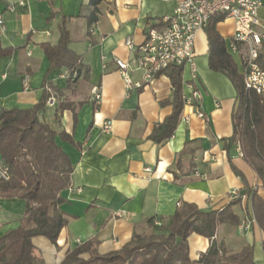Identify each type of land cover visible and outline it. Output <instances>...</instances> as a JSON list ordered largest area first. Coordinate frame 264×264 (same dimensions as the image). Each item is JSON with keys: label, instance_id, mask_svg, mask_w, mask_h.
I'll list each match as a JSON object with an SVG mask.
<instances>
[{"label": "crops", "instance_id": "1", "mask_svg": "<svg viewBox=\"0 0 264 264\" xmlns=\"http://www.w3.org/2000/svg\"><path fill=\"white\" fill-rule=\"evenodd\" d=\"M180 1L103 0L97 6V20L89 25L88 17L94 11L89 0H0L4 25V30L0 27V49H13L10 55L0 56V111L32 108L46 81L66 92L76 112V118L72 110L55 116L60 100L52 97L40 115L73 167L70 186L59 194L63 203L58 210L67 225L55 244L45 237L32 239L44 264H60L67 252L87 241H96L101 255L119 251L134 234L152 232L154 221L168 225L183 202L201 211L222 209L229 203L231 190L245 191L233 167L264 197L257 175L237 153V146L228 153L224 149L233 134L236 90L225 75L209 69L204 31L195 37V77L188 65L182 67L181 94H189L193 80L201 93L205 119L183 106L173 136L160 145L150 135L172 111L169 104H161L172 98L168 76L164 73L151 85L127 90L116 70L114 58L129 63L132 81H141L142 75L132 63L137 53L128 50L124 41L130 38L135 46L143 43L146 32L159 29ZM261 2L259 19L264 24V0ZM63 18L69 50L89 69L87 83L79 78L72 92L66 91V69L47 74L49 62L41 48L56 44ZM216 30L228 52L233 22L220 21ZM230 56L241 74L238 56ZM93 89L99 91V101L94 100ZM106 122L110 123L108 131L102 128ZM24 206L20 199L0 196V237L19 226ZM234 212L249 228L239 232L232 226H219L215 241L232 253L250 245L254 263L264 264L263 232L255 221L244 217L243 203ZM209 245V240L191 235L190 257L197 260Z\"/></svg>", "mask_w": 264, "mask_h": 264}, {"label": "trees", "instance_id": "2", "mask_svg": "<svg viewBox=\"0 0 264 264\" xmlns=\"http://www.w3.org/2000/svg\"><path fill=\"white\" fill-rule=\"evenodd\" d=\"M102 1L89 0L94 8L88 17L89 25L97 20V6ZM218 22V18H213L204 29L208 66L211 71L225 75L236 90L233 134L225 142L224 149L228 153L239 145L243 159L255 172L264 190V95L245 90L237 65L216 30ZM57 34L55 45L41 46L49 62L47 74L66 69V91L72 92L79 78L82 83H87L89 69L80 65L69 50L64 18ZM12 52L13 49H0V56ZM257 64L264 72V51ZM74 73L76 77L72 78ZM164 73L172 86V98L161 104H169L172 111L150 135V139L159 145L173 136L183 108L182 67H169ZM65 93L44 81L43 94L32 108L0 111V160L10 175L8 182H0V196L20 199L25 205L19 226L0 237V264H44L32 239L45 237L55 244L60 231L67 225V219L58 210L63 203L59 194L70 186L73 167L67 155L55 145V133L40 118L51 97L60 100L55 116L64 110H72L76 118L73 103ZM61 138L69 140L65 135ZM233 171L244 185L247 198L243 205L244 217L253 219L264 234V197L249 187L235 167ZM238 206H242L241 199L230 201L220 210L201 211L194 204L183 202L168 225H154L150 233L134 234L119 251L101 255L97 250L98 243L87 241L67 252L60 264H255L252 246L246 244L239 252L232 253L214 239L219 226H239L241 218L234 212ZM191 235L210 241L208 249L197 260L189 254L188 238ZM262 249L264 253V241Z\"/></svg>", "mask_w": 264, "mask_h": 264}, {"label": "built area", "instance_id": "3", "mask_svg": "<svg viewBox=\"0 0 264 264\" xmlns=\"http://www.w3.org/2000/svg\"><path fill=\"white\" fill-rule=\"evenodd\" d=\"M262 6L261 0H181L174 14L165 18L159 29L151 28L146 32L143 43L135 46L130 38L124 41V46L128 50L137 53L132 63L133 69L141 73V81H132L129 75V63L118 58H114L113 63L127 90L151 85L169 67L188 65L191 77L194 78L196 34L204 31L213 18H218L220 21L229 19L233 22V33L228 52L239 58L244 88L257 95H264V72L257 64L259 55L264 51V24L259 19ZM0 27L4 30L2 17H0ZM89 33H94L92 28ZM75 77L76 73L72 78ZM26 80L27 77L24 79L25 83ZM192 83L193 80L189 85V94L182 96L183 106L190 107L197 118L205 119L201 111V93ZM92 94L95 101L100 100L101 95L97 89H93ZM51 99L53 98L51 97L47 103ZM185 121L188 122V117H185ZM102 128L108 131L110 123H104ZM237 153L242 156L239 145H237ZM145 171L150 172V169ZM9 178L8 169L0 160V182L6 183ZM228 199L229 202L241 199L244 205L247 198L244 193L231 190ZM153 223L156 227L162 226L160 221ZM237 228L239 232L247 230L249 223H241Z\"/></svg>", "mask_w": 264, "mask_h": 264}, {"label": "rangeland", "instance_id": "4", "mask_svg": "<svg viewBox=\"0 0 264 264\" xmlns=\"http://www.w3.org/2000/svg\"><path fill=\"white\" fill-rule=\"evenodd\" d=\"M145 233H147V232L145 231ZM221 234H223V232H221ZM227 234H229V233L227 232Z\"/></svg>", "mask_w": 264, "mask_h": 264}]
</instances>
